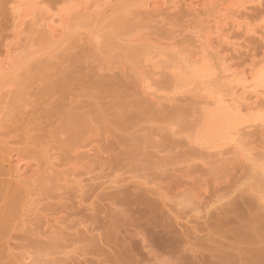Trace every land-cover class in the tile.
Returning a JSON list of instances; mask_svg holds the SVG:
<instances>
[{
	"label": "rangeland",
	"instance_id": "rangeland-1",
	"mask_svg": "<svg viewBox=\"0 0 264 264\" xmlns=\"http://www.w3.org/2000/svg\"><path fill=\"white\" fill-rule=\"evenodd\" d=\"M27 1L52 11L80 2ZM90 1L89 15H69L57 45L38 30L40 16L14 38L15 13L0 1L2 53L12 36L24 50L0 95V264H123L110 243L129 250L124 264H264V123L243 124L237 144L208 148L197 138L205 114L231 99H206L187 85L192 74L180 75L197 59L193 71L215 67L222 88L212 78L209 87L228 95L235 83L223 76L222 56H238L237 71L264 66V30L232 25L228 41L239 52L222 40L219 55L202 38L218 10L185 0H166L159 13L144 5L154 0ZM243 1L248 9L231 14L264 27V0ZM15 151L37 171L31 180L6 160Z\"/></svg>",
	"mask_w": 264,
	"mask_h": 264
},
{
	"label": "bare ground",
	"instance_id": "bare-ground-1",
	"mask_svg": "<svg viewBox=\"0 0 264 264\" xmlns=\"http://www.w3.org/2000/svg\"><path fill=\"white\" fill-rule=\"evenodd\" d=\"M0 1H3V0H0ZM61 1H62V3H67L69 0H61ZM262 1L263 0H254L252 3L261 4ZM29 2L30 1H27V0L26 1L9 0V3H10V8L9 9L13 10V12L15 13L14 14L15 16H14V15H12V11H11V15H12L13 19L14 20L16 19L14 23L17 24L16 25V34L14 32V38H15V35H16V37H19V36L21 37V35L23 33L22 30L25 31V29H24L25 26L24 25H28L29 23H32V19L35 20L36 19L35 17L40 16L39 17L40 22L37 20L38 24L39 23L41 24L40 27L38 28V30L40 28H44L45 30L42 29V31L43 30H44V32L46 31L48 36H49V38H51V40L56 42V45L61 40L62 41L64 40V38H63L64 36L63 35L68 32L66 30L69 29L70 25H72L70 23L68 24V19H71V18H68L69 15H71L73 13L75 14V12H80V11L86 12V13L82 12V15L88 14V12H90L89 9H90V5H91V1L90 0H80V2H75L74 1L75 3L73 2L72 6H68L65 9L62 8L63 10L62 9H58V11H52V9H50V8H49V10L45 9V8H43L44 10H42V8H39L38 6L41 4L40 1H38V3L40 2L39 5L37 4L38 6L36 5L37 1H35L34 4H32L33 3L32 1L30 2L31 4ZM69 2H72V1H69ZM185 3L187 4V6H189L193 10H198V11H200V10H202V11L218 10V12H221V14H219L217 16L218 17V21L216 22V25L213 27V29H211L210 31L206 32V34H204L203 37H202L203 41L206 44V46L211 51H214L216 54L220 55V53L222 52V50L219 49L220 48V43L222 42V40H224V42H226L227 44H231V47H233L234 50H236V51L239 50V47L236 46L238 44H235L232 41H228V39L230 40L233 37V35L228 33V32H226V31H229L230 28H232V25H233V28L244 29V30H246V32L253 33V34H256V33L260 34V32L264 30L263 24L251 25L250 22L245 20L246 18L243 19V20H245L247 22H244V21L240 20L243 16L242 17L240 16L241 17L240 18L239 15H236L237 17H235V14H231L232 10H236L237 8L242 7V6H244L243 7L244 9H248L247 6H245L246 2L244 3L243 0H185L184 4ZM0 4H1V2H0ZM165 4H166V0H154V1H146V3L144 5L150 11L159 13L163 9V6ZM11 6H12V9H11ZM118 7L119 6H117L114 9H118ZM106 10L107 9L105 8V9H102V10H99V11L101 13L102 12L106 13ZM39 13L40 14L42 13V14L40 15ZM241 15H244V13H242ZM77 16H78V14H77ZM14 17H16V18H14ZM27 21H28V23H26ZM34 23H36V22H34ZM33 24H31V25H33ZM228 25H230V27ZM12 27H14V26H12ZM35 27L36 26L33 25V29ZM104 38H105V35H104ZM10 39L8 41H12V43L6 41L8 44L7 45H5L6 43L4 44V46H5L4 48H6L4 50L5 53L3 52L4 54L2 53V49H1L3 46L0 47V49H1L0 50V95H1V91H2L3 87L5 88V86H6V89L8 90L7 85H5L7 82H4L5 78L7 77V80H8L9 75H13V73L15 72L14 70H17L15 68L17 67L16 65H17V62L19 61L20 58L18 59L17 58L18 56H17L16 57L17 59H16L15 58V54H17V52L21 53L22 51H24V50L20 51V49H21L20 47L21 46L17 45L18 43L17 44L14 43L15 39H13V36ZM16 40L20 41L22 39L21 38L20 39L16 38ZM23 43L24 42L22 41V43H19V44H23ZM15 44L17 45V49L19 48L18 50L17 49L14 50V48H16ZM12 45L15 46V47L12 48ZM59 45H61V44H59ZM25 46H26V44H25ZM52 47L54 48V45ZM26 48L27 47H25L24 49L26 50ZM54 49H56V48H54ZM228 49L229 48H227V50ZM141 50H144V49H141ZM39 51H42V50H39ZM144 52H146V50H144ZM223 53H224V50H223ZM26 54H28V53H26ZM247 55H249V54H247ZM25 56H27V55H25ZM25 56H24V58H25ZM232 56H236V55L235 54H232V55L227 54V55L222 56V64H224V65H223V67H221L222 68L221 70L224 73L223 76L232 78V80L230 79L229 82H228L229 85L231 83H233V82L235 83L233 86H230L231 87V91L228 88V92H227L228 95L222 93V91H224V90L221 91L220 88H218L219 86L222 88V85L220 84V82H219V84H220L219 85L218 82H216L215 79H213V77H212V76H214V73H215L212 70V68H215V67H210V66H208L206 64H203V67L206 68V69H195L194 68L195 70L193 71L192 67H194V66L193 65H189V64L191 62L195 63V61H197V59H193L194 61L193 60L189 61V64H187V66H184L183 69L186 70V68H188V70L190 72L188 71L187 73L184 72L185 74H183V73L180 74V75H185V76H186V74H189V73H190L189 75L192 74L189 77L190 79L188 78V75H187V77H185V78H188V81H190L189 83H187V85L192 84L193 86L199 85V87L200 86L204 87V88L200 87V89L206 90L207 94L204 95V97L206 99H211L212 100V99L216 98L215 100L218 102V104H219V101L220 102H228L226 96L230 97V99H231V101L229 100L232 103L231 106H230V104L226 105V106H224V105H216V107H217L216 109H215V107H213L210 110L208 109L206 113H209V114H205V116L206 115L207 116H206V118L204 117V120L208 119L207 120L208 122L207 121H203V123H204L203 127H205V128H201L199 130L197 138H200V134L203 135V136H201L202 138L199 139V141L203 139V142L205 143V145L207 143L208 148L211 147L210 149L222 148V146L230 145V142L232 144V141L233 142L235 140L237 141L236 138H235V140L233 138H234V136L236 134H240V131L242 129V125L245 124V123H248V124H246L244 128L251 127L252 125H254L253 122H256L257 120H260L261 123H264V66H262L260 68H257L258 62H257V60H255L254 62H252V64L249 67L243 68L242 70H238L237 71L236 66L238 65L239 62H237V61L236 62H232V60L235 61L232 58L236 59L238 56H236V57H232ZM175 61H178V60H175ZM181 61H183V60L181 59ZM263 61H264V59H262V62H259V63H263ZM183 63H186V61H183ZM193 63H191V64H193ZM22 65H24V64L21 63L19 67H21ZM205 65L208 66V67H206ZM180 66H182V65L180 64ZM189 68H192V69H189ZM239 68H241V67H239ZM237 72H238V74H237ZM239 75H240V77H239ZM231 76H234V77H231ZM211 78L213 79L212 81H215L219 85V86H217L215 84V86H217L216 89L218 88L217 91H216V89H212V87H214V86L209 87V86H211L209 84L211 82L210 81ZM149 82H150L149 79H146L145 82H144V86L143 87H144L145 91H147V93L155 94L152 91L153 90L152 89L153 86ZM194 82H196L197 84L194 83ZM207 83H208V86H207ZM204 84H206V85H204ZM3 85H5V86H3ZM199 87H197V88L199 89ZM207 87H209V89H212V90H209ZM6 89H3V90H6ZM0 100L2 101V99H0ZM215 100H214V102L216 103ZM249 100H252V102L248 106V105H246V103ZM247 104H249V103H247ZM243 105L246 106V107H242ZM220 106H223V107L222 108H218ZM232 106H234L235 108L231 109V110H236L237 109V111H238L237 114L233 113V111L231 112V111L228 110ZM254 108L259 109L258 110L259 112H257V114L260 113L259 116H255V117H253L251 119H244L242 117V115L240 114L242 112H250ZM1 110L2 109H1V106H0V112H1ZM204 129H206V130H204ZM204 131H205L206 134L204 133ZM201 132H203L204 134H202ZM239 139L240 138L238 137V142H241V141H239ZM200 142H202V141H200ZM236 144H237V142H236ZM11 154L12 153L8 154L10 158H8L6 160L9 161L10 165H13V167L15 168L16 174H17V176L19 178H22L24 180L25 179L26 180H28V179L31 180L33 177H35V175L37 174V171H34V170L32 171L31 170L32 166L28 162L24 161V157L19 151H17L16 153H14L12 155ZM91 238H93V237H91ZM93 239L92 240L89 239V241H88V240H85V238L84 239L81 238V241H84V240L87 241L89 243L90 249H92L93 247L98 249V247H96L97 243H96V241H94L95 239L94 240ZM106 239H109V238L107 237ZM107 242H112V241L108 240ZM110 244H113L114 246L116 245L115 247L118 249V251L115 250V251L118 252V253L115 254L116 255V259L115 260H117V262H115V263L121 262V263L124 264V263H127L129 261V258H130V260H132V258H131L132 256H130V254L127 252L129 250H127V248L124 247L125 245L124 246H122V245L120 246L119 244H116V243L115 244L114 243H110ZM95 248H93V250ZM98 251H100V250H98ZM95 253L100 254L97 251ZM101 254H102V251H101ZM27 256H28V259H29L31 254H30V256L29 255H27ZM128 256H130V257H128ZM24 259L27 260V257L25 256ZM131 263L133 264V262H131Z\"/></svg>",
	"mask_w": 264,
	"mask_h": 264
}]
</instances>
